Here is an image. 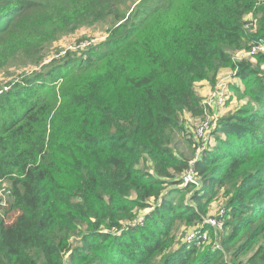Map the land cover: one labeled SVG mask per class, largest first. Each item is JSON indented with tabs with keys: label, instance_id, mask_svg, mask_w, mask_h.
Segmentation results:
<instances>
[{
	"label": "trees",
	"instance_id": "trees-1",
	"mask_svg": "<svg viewBox=\"0 0 264 264\" xmlns=\"http://www.w3.org/2000/svg\"><path fill=\"white\" fill-rule=\"evenodd\" d=\"M82 1L0 0V72L42 61L104 2ZM258 7L142 0L86 59L67 52L0 93V179L13 191L0 207V264H264V53L235 57L264 43V21H250ZM223 70L250 99L192 164L178 136L191 145L188 120L207 116L197 87ZM189 170L197 185L184 184ZM213 205L220 249L204 221ZM180 224L206 226L210 243L179 244Z\"/></svg>",
	"mask_w": 264,
	"mask_h": 264
},
{
	"label": "rangeland",
	"instance_id": "rangeland-1",
	"mask_svg": "<svg viewBox=\"0 0 264 264\" xmlns=\"http://www.w3.org/2000/svg\"><path fill=\"white\" fill-rule=\"evenodd\" d=\"M141 1L142 0H104L102 6L97 7L94 10V15L90 19L82 22L76 27L70 28L67 32L61 34L59 40L47 45L42 61L39 63L19 64L20 60H14L10 66L3 69L0 72V91L14 88L17 85L28 87V79L31 77L33 79L35 77L34 75L39 73L45 66L54 61L62 60V57H59L60 53L70 47H76L79 44L87 47L91 45L93 48L99 47L109 38L111 35L110 32L119 25L115 21L116 14H125L129 7V13H131L133 8ZM159 2H161V0H159ZM257 5L259 6L258 9L264 7V0H257ZM255 13L250 16V21H254L255 27H257V24L259 27L264 21V11L261 14ZM70 52L75 51L70 50ZM78 54L83 57L80 53ZM245 56L244 52L235 55L236 58H242ZM235 75L236 73L233 71L223 70L219 74L216 86L212 87L209 83L202 82L197 87L198 93L202 96L203 107L205 108L207 116L206 118L203 116L199 119L188 120L187 124L189 125V130H186L185 135L186 138L190 139L188 141L192 146L187 142L183 135H181V138L178 136L182 153L191 157L193 150H196L197 155L192 163L198 161L205 152L213 151L216 148L217 141L212 140V135L217 133L219 122H221L222 119L235 114L239 109V105L250 99L243 90L239 93H234L230 88L231 85H237L239 83L236 81ZM217 136H219V134ZM196 183L198 184V182ZM220 203H222L221 198ZM220 209L221 206L216 207L213 205L211 216L205 218L204 221L205 224L212 229L211 232H208V235L213 236L212 240L214 244L219 246V248H222L218 242V237L221 232L220 227L223 224L224 212ZM1 211L2 210L0 209V214ZM151 211V208L146 209V214L151 213ZM142 220L143 219L140 218L139 222ZM215 223L218 224V226L214 227ZM205 227L206 226L202 225L199 230L193 233L195 228L193 229L190 228V226L186 227L185 225L180 224L178 230L177 228L175 230L177 237L176 240L179 244L188 240L186 244L191 245L193 242L190 241V238L193 235L196 237L202 235ZM77 241L79 243L80 239H77Z\"/></svg>",
	"mask_w": 264,
	"mask_h": 264
},
{
	"label": "built area",
	"instance_id": "built-area-1",
	"mask_svg": "<svg viewBox=\"0 0 264 264\" xmlns=\"http://www.w3.org/2000/svg\"><path fill=\"white\" fill-rule=\"evenodd\" d=\"M90 46H81L80 44L76 47H70L69 49H66L64 51H62L59 55V57H64L68 51L70 50H74L75 52H79L85 59L87 58V51L90 49ZM257 53H264V43H258L255 44L254 46L251 47L250 51L245 52L246 56H253ZM58 57V58H59ZM241 59V58H239ZM9 89L5 90L8 91ZM4 91H0V93H3ZM182 180L184 181L185 185L188 184H197V179L194 176V173L192 170H189L188 172H186L183 177ZM13 198V193H12V187L10 182L7 179H0V207H6L8 205V203L10 202V199ZM137 224H141V222L138 221ZM218 226V224L215 223L214 227ZM196 232V231H195ZM194 233V232H193ZM200 240L204 239L206 240V236L202 235L200 236ZM196 239L197 237L195 235H193L190 238V241L193 242L191 244H196ZM188 241V240H187ZM186 241V243H187ZM206 242H209V240L207 239ZM215 246V244H214ZM217 249H220L219 246L216 245Z\"/></svg>",
	"mask_w": 264,
	"mask_h": 264
},
{
	"label": "clouds",
	"instance_id": "clouds-1",
	"mask_svg": "<svg viewBox=\"0 0 264 264\" xmlns=\"http://www.w3.org/2000/svg\"><path fill=\"white\" fill-rule=\"evenodd\" d=\"M68 52H70V51H68ZM62 58H63V57H62ZM9 90H10V89H9ZM9 90H8V91H9ZM4 92H7V91H4ZM192 164H194V163H192ZM12 193H13V191H12Z\"/></svg>",
	"mask_w": 264,
	"mask_h": 264
}]
</instances>
